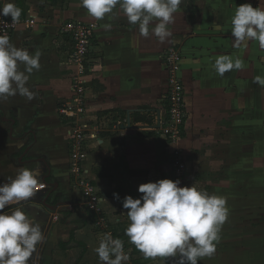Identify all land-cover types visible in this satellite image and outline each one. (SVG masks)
Listing matches in <instances>:
<instances>
[{"label":"crops","instance_id":"obj_1","mask_svg":"<svg viewBox=\"0 0 264 264\" xmlns=\"http://www.w3.org/2000/svg\"><path fill=\"white\" fill-rule=\"evenodd\" d=\"M20 1L26 17L34 16L37 25L33 30L20 27L10 42L30 54L39 50L41 67L26 84L34 99L19 94L0 99V185L14 178L21 167L39 171L43 182L50 167L51 179L37 193L38 198L49 196L48 207L33 202L15 206L40 224L45 237L30 264H102L94 249L108 232L128 246L124 247L130 256L127 264H148L124 235L127 210L113 198L114 192L121 198L138 197L141 183L179 179L181 187L193 185L210 195L235 197L242 192L241 197L255 199L249 196L255 173L264 181V87L253 81L264 76V50L258 42L233 48L230 18L236 6L257 7L259 0H182L169 25L170 42L165 43L155 36L142 37L138 25L128 23L119 5L114 14L95 20L79 6V0ZM9 2L16 5V0H0V6ZM82 18L98 24L90 58L102 68L92 76L96 99L92 107L94 115L103 114L100 123L108 129L102 133L105 143L97 152L114 149L112 169L122 177L110 189L95 187L107 197L101 209L109 216L106 221L97 220L101 212L90 213L80 201L81 194L72 188L67 128L58 111L71 95L62 66L70 54V41L60 28ZM109 23L111 29L105 30ZM172 46H179L184 55L187 121L182 177L174 172L172 148L161 130L168 106L162 55ZM220 55L241 59L243 67L219 76L213 64ZM19 68L23 71L24 66ZM62 211L67 218L54 221L53 216H61Z\"/></svg>","mask_w":264,"mask_h":264},{"label":"clouds","instance_id":"obj_2","mask_svg":"<svg viewBox=\"0 0 264 264\" xmlns=\"http://www.w3.org/2000/svg\"><path fill=\"white\" fill-rule=\"evenodd\" d=\"M181 3L182 0H79V6L95 20L114 14L119 5L128 23L138 25L142 37L155 36L160 43L170 42L169 25ZM21 12L14 3L0 6V16H10L12 24L19 20ZM230 23L233 48H246L250 42H258L264 50L261 0L257 7L249 3L236 6ZM111 27L110 23L104 25L105 30ZM40 57L39 50L30 54L29 50L12 44L8 35L0 34V99L17 94L29 101L34 99L35 94L26 84L30 74L40 69ZM21 64L23 71L19 68ZM242 67L241 59L228 55L218 56L213 64L221 77ZM253 82L264 87V76L254 77ZM180 184L179 179L163 178L139 184L140 195L136 198L132 195L121 198L119 193H113V198L120 200L127 210L129 223L124 235L145 259L172 258L174 264H199L216 252L221 227L228 218L226 198ZM43 187L39 171L26 167L0 185V264H30L37 245L44 242L40 224L24 210L19 207L11 212L5 210L33 199ZM94 251L102 264H127L130 260L124 241L110 232L103 235Z\"/></svg>","mask_w":264,"mask_h":264},{"label":"built area","instance_id":"obj_3","mask_svg":"<svg viewBox=\"0 0 264 264\" xmlns=\"http://www.w3.org/2000/svg\"><path fill=\"white\" fill-rule=\"evenodd\" d=\"M2 20L8 25L5 26ZM36 25L34 16L19 18L15 24H12L10 16H0V34L9 37L22 26L33 30ZM97 29V23L80 20L67 21L60 28V34L70 41V54L62 66L69 77L71 95L58 108L60 116L66 122L70 144L71 184L73 189L81 194V203L93 213H99L107 201V197L95 188L90 170L85 166L89 151L101 148L105 143L100 116L94 115L92 107L96 102L91 87L92 76L102 68L101 63L90 58V49ZM162 59L166 72L165 98L168 106L166 116L161 121V130L172 148L171 161L174 172L178 177H182L186 172L182 143L187 121L186 88L182 77L183 51L179 46L169 47L163 52ZM59 219V215L53 216L54 221Z\"/></svg>","mask_w":264,"mask_h":264},{"label":"rangeland","instance_id":"obj_4","mask_svg":"<svg viewBox=\"0 0 264 264\" xmlns=\"http://www.w3.org/2000/svg\"><path fill=\"white\" fill-rule=\"evenodd\" d=\"M79 20L85 22L83 18ZM63 123L65 127V120H63ZM107 126L106 123L102 125L104 133L106 128L108 129ZM98 149L89 151L85 166L88 164L91 167L86 166L90 170V176L94 180L95 187L101 190V185H103L104 188L110 189V185L121 177L119 173H115L112 169V160L115 158L116 151L109 148L99 153L97 152ZM69 160L71 166V158ZM255 174L254 186L250 188L253 193L249 194V196L253 194L255 199L251 197L249 199L248 197L243 198L241 196L244 193L240 192L237 195V191H234V194L238 197H225L228 218L221 227L220 239L216 243V252L211 258L205 257L200 260L199 264H264V188H262L264 181H262V176L261 178L257 176L258 172ZM168 175L172 176V173H168ZM101 182L104 184H101ZM226 193L230 194L227 191ZM73 203L74 206L76 203L75 201ZM82 211V213H85L84 207H82ZM62 213L60 220L64 221L67 218V212L62 211ZM100 214L97 216V220H99V217L106 218V220L109 217L108 214H103V212ZM157 260L148 259L147 263L156 264ZM31 262L33 263V260ZM158 264H174V261L172 258L159 257Z\"/></svg>","mask_w":264,"mask_h":264},{"label":"water","instance_id":"obj_5","mask_svg":"<svg viewBox=\"0 0 264 264\" xmlns=\"http://www.w3.org/2000/svg\"><path fill=\"white\" fill-rule=\"evenodd\" d=\"M5 121H8V120H5ZM47 170H48V174L44 176V182L46 181V179L48 177H50V174H51V171H50V167L47 165ZM57 185V184H56ZM58 186V185H57ZM49 196H46L45 198H38V196L36 195L33 199L29 200V201H26V202H21L20 204L18 205H14L12 207H15V206H19V205H23V204H27V203H37V204H40V205H43L45 207H48V204H47V200H48ZM11 208V207H10ZM9 208V209H10ZM7 210V209H5Z\"/></svg>","mask_w":264,"mask_h":264},{"label":"trees","instance_id":"obj_6","mask_svg":"<svg viewBox=\"0 0 264 264\" xmlns=\"http://www.w3.org/2000/svg\"><path fill=\"white\" fill-rule=\"evenodd\" d=\"M20 3H21L20 0H16V5L22 10V7H21V4H20ZM25 17H26V15H25V13L22 11V12H21V16H20V18H25ZM101 116H103V114H101L100 117H101ZM50 179H51V177H49L48 182H49ZM42 183L44 184V183H46V182L43 181ZM54 209H56V207H54ZM72 238H73V236H72ZM124 247H128V246H124ZM81 257H82V256H81ZM80 259H81V258H80Z\"/></svg>","mask_w":264,"mask_h":264}]
</instances>
